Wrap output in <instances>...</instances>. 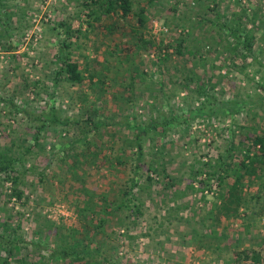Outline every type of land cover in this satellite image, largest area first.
<instances>
[{"label":"rangeland","instance_id":"rangeland-1","mask_svg":"<svg viewBox=\"0 0 264 264\" xmlns=\"http://www.w3.org/2000/svg\"><path fill=\"white\" fill-rule=\"evenodd\" d=\"M238 22L251 49L230 33ZM69 57L82 82L61 71ZM256 135L264 0H132L127 16L0 0V163L16 158L0 171V264H254L264 163L238 215L210 210Z\"/></svg>","mask_w":264,"mask_h":264},{"label":"trees","instance_id":"trees-1","mask_svg":"<svg viewBox=\"0 0 264 264\" xmlns=\"http://www.w3.org/2000/svg\"><path fill=\"white\" fill-rule=\"evenodd\" d=\"M87 6L94 10H100L102 13L111 15L118 12H122L123 16H127L132 12V0H85ZM145 11L144 9H141L139 12H137L138 16V22H139V28L143 27L145 24ZM240 22L238 24L236 23L233 26H231L230 33H232L233 36L238 40V42H241L246 49H251L250 47V35L247 33H240L241 28ZM175 50L178 54H183L184 47L182 45V42L177 44L175 47ZM61 71H63L69 80L72 82H82L84 79L82 71L79 69V63L75 60H72L70 57L65 59V63L63 67L61 68ZM59 70V72H61ZM154 123V122H153ZM158 125V123H156ZM139 138V136H138ZM250 138V137H247ZM252 143L247 146L246 151L248 152L245 156V158L240 161L241 167H239V170H243L242 174H239L236 176L235 181L233 182L232 186L228 188L225 193L221 194L219 197V201H215L213 204V208L210 210L214 215V220L220 221L221 215L228 217L230 216H236L240 212L241 207V195L239 194V189L242 186L243 179L245 175L254 174L257 171L256 163H264V135H256L252 140ZM253 148H258L256 151L254 150V153L251 154ZM16 161V158L13 160H10L8 162L2 161L0 163V171L8 172L12 167L14 162ZM13 170V169H12ZM215 175H217V178L220 179V183H224L225 176L223 175L224 172L228 173V170L221 166V168L217 169L215 171ZM133 186V185H132ZM17 196L21 197L22 193L21 191L18 192ZM121 206H128L129 209H133V212H140L141 209L136 204L131 205L130 200L123 199L122 202L119 203ZM215 207V208H214ZM1 237V235H0ZM13 248L9 247L8 254L9 256H12ZM245 259L253 261L254 264H264V256L259 255V253H256L254 251L253 255L251 254L252 250H246ZM65 257H73V256H81L80 250L74 249L70 250V248H66L63 250ZM21 263L24 264L25 258L20 259ZM8 264V262L6 263Z\"/></svg>","mask_w":264,"mask_h":264}]
</instances>
